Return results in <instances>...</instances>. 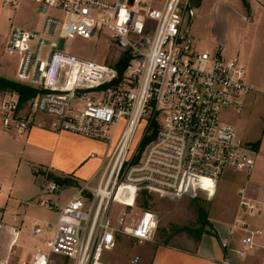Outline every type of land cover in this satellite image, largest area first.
<instances>
[{
  "label": "built area",
  "instance_id": "obj_1",
  "mask_svg": "<svg viewBox=\"0 0 264 264\" xmlns=\"http://www.w3.org/2000/svg\"><path fill=\"white\" fill-rule=\"evenodd\" d=\"M23 0H1L15 8ZM35 4L38 27L11 26L4 52L15 56L14 81L35 90L20 102L15 90H0V132L24 133L32 127L71 131L98 139L111 148L95 185L81 184L56 210L49 238L23 256L10 250L0 264H50L53 255L74 264H109L103 250L115 244V232L140 242L152 240L158 218L144 210L130 223L124 213L111 223V205L121 179L133 191L154 189L182 195L199 189L211 195L202 179L212 183L225 169L250 171L256 150L221 119L226 107L240 108L244 96L258 90L247 81L238 55L194 47L190 33L196 15L194 0H26ZM119 56L128 61L119 74L115 64L98 63L58 49L60 38L91 39L102 31ZM122 122L119 129L118 122ZM138 161L129 165L130 143L143 123ZM116 138V140H115ZM49 190L56 184L48 183ZM132 195V194H131ZM134 195V194H133ZM40 204H46L40 200ZM240 209L254 211L241 197ZM51 208V205H47ZM44 229L34 224L33 239ZM238 232L240 236H233ZM243 218L234 219L221 241L219 264H236L264 244ZM135 256L128 264H138Z\"/></svg>",
  "mask_w": 264,
  "mask_h": 264
},
{
  "label": "rangeland",
  "instance_id": "obj_2",
  "mask_svg": "<svg viewBox=\"0 0 264 264\" xmlns=\"http://www.w3.org/2000/svg\"><path fill=\"white\" fill-rule=\"evenodd\" d=\"M224 5V6H223ZM241 4L237 0H203L201 2L196 16L191 22L190 33L192 35L194 47L199 50H207L209 52L219 51L220 47L218 43H223L224 51L222 55L225 57H231L238 53V43L236 41V35L241 32L242 39L245 43L247 39L246 29H242V21L239 16ZM37 8H32L28 5L21 14H14L9 9H4L1 12L0 19V68L2 67L5 78L14 80L16 57L8 55L4 52L2 39L5 35H8L11 25H16L24 20V17L31 21H35ZM31 23V22H30ZM240 29V32H239ZM239 35V34H238ZM237 35V36H238ZM246 38V39H245ZM58 49L70 52L83 59L91 60L98 63H110L116 64L119 59V54L108 37V32L102 31L99 35L93 36L91 39L82 38H60L57 40ZM222 45V44H221ZM240 56L245 60V56ZM250 70L252 71L250 78L252 83L258 85V90H255L244 96L243 102L239 109L234 107H226L221 111V119L224 123L231 125L236 135L245 142H249L253 145L255 150L257 149V141H259L258 157H261V165L259 172L249 173L246 170H231L225 169L216 185L215 191L212 194V183L210 180L202 179V184L209 187L211 195L203 192L199 189H195L191 192L176 195L154 189L142 190L138 192L133 191V186L129 185L123 179L118 183V187L115 192V199L111 205V223L118 225V217L124 213V222L130 223L133 219H136L140 213L144 210H151L156 213L158 223L152 240L140 242L137 239L126 235L122 232H115L116 239L115 244L111 250H103L101 253V260L109 264H128L129 260L135 256L139 257L138 264H151L156 250L160 246H167L174 249L193 250L197 245V240L188 234L183 227L197 228L199 226L198 212L196 210V204L203 206L207 211V222L205 229L207 233L215 234L216 226H222V224H231L237 217L243 218L249 222L250 229L259 228L263 232L264 227V206H257L255 212H250L247 209H240L241 192L240 188L245 186L250 190H264V58L259 54L255 58L251 59ZM250 80V81H251ZM122 122H118L116 128L112 127V130H117L121 127ZM143 123L138 126V129L130 143V147L127 153V163L129 165L138 161L141 149L144 146L141 145V134ZM116 140V138H115ZM107 144V143H106ZM102 144L103 151L97 153L98 156H103L107 150V145ZM112 145L110 146L112 148ZM256 157V156H255ZM36 170L35 173L38 176V182L43 187L47 181L49 183L56 184V190H50V194L57 196L60 201L66 196H69L73 192L75 187L73 183L66 182L64 184H58L50 175L48 170ZM103 171V167L97 168L96 173L99 175ZM248 180L249 183H246ZM77 188V187H75ZM132 194V195H131ZM134 194V195H133ZM194 198L197 201L194 202ZM53 200V199H52ZM56 200V202L58 201ZM146 200V203H144ZM44 201V200H43ZM46 204L42 207L48 210V204L51 205L52 211H46V222L40 224L44 231L40 234V237L35 239H29V231L32 224L28 223L23 229L21 238H25L26 242L22 245L23 249L31 250L35 246H42L44 239L49 238L50 233L53 230L56 220L57 210L53 206V201L46 200ZM57 204V203H56ZM48 208V209H47ZM48 220V221H47ZM247 223V222H246ZM220 242L226 238V235L222 231H218ZM240 236V233L236 232L234 238ZM263 235H258L257 238H262ZM167 244L165 245V240ZM206 240V237H202V241ZM257 240V239H256ZM216 239H212L210 245L211 250L219 249V244ZM24 250L20 253L23 256ZM249 255H252L249 254ZM247 255V256H249ZM232 261L236 264H242L244 258L231 255ZM258 258L254 256L256 264H264V256ZM234 259V260H233ZM217 262V261H216ZM219 264V261L217 262ZM50 264H74V261L68 257L53 255ZM163 264H190L184 255L180 253H171L164 259Z\"/></svg>",
  "mask_w": 264,
  "mask_h": 264
},
{
  "label": "crops",
  "instance_id": "obj_3",
  "mask_svg": "<svg viewBox=\"0 0 264 264\" xmlns=\"http://www.w3.org/2000/svg\"><path fill=\"white\" fill-rule=\"evenodd\" d=\"M202 1L200 0L196 11H198ZM237 2L241 4L239 12L242 21L241 27L250 33H247V39L245 38L244 43L239 29V35L235 36L239 48L237 55L246 66L247 81L252 83L250 79L252 78L251 59L255 58L257 54L264 58V0H246L247 6L243 4L242 0H237ZM28 5H31L32 8L36 7L35 4L23 0L15 8H3L0 0V19L4 9H9L14 14H21ZM35 14V21H31L30 17H24L21 23L11 26H21L26 29L36 28L39 24V15L37 12ZM6 38L7 35L3 37V43ZM218 46L221 52L224 51L223 43H218ZM240 52L245 56V60L241 58ZM0 76H6L2 67L0 68ZM252 84L261 89L258 85ZM103 143L106 144L102 140L88 138L75 132L66 130L55 132L40 127H32L24 133L0 132V260L7 256L10 250L21 255L20 253L24 250L22 245L26 239L21 238L20 240V237L28 223L32 224L33 227L34 224L40 226L46 222L45 218H48L46 211L53 209L47 206L49 209L47 208L48 210L43 212L44 204H40V200H54L53 206L56 208L70 199L76 189L84 182L88 181L90 185L97 183L100 176V173L99 175L96 173L97 168L105 167L111 151V145L106 144L107 150L103 156H98L97 153L103 151L101 147ZM258 150L259 145L256 149L257 153ZM261 163V157H258L257 154L255 164L248 172L258 173ZM40 168L48 170L53 176L68 178L77 188L74 187L69 196L59 201L57 196L50 194L52 191L47 186L49 181L44 187L39 184L37 178L40 173L36 174L35 171L41 170ZM246 183H249L248 180ZM60 187L58 186V188ZM240 192L242 193L241 197H244L254 206L253 212L256 211L258 205L264 206V190L253 191L243 186L240 188ZM56 200L58 201L56 202ZM54 212L56 213V210ZM245 221L249 224L247 220ZM114 226L117 227V225ZM32 227L29 231V239H33L31 236ZM230 227V223L222 224V226H216L215 234H203L197 240V245L193 250L160 246L157 248L151 264H163L164 259L171 253L184 255L190 264H218L217 262L223 257L224 251L220 244L219 249L214 251L210 249V245L212 239L220 242L218 231L227 235ZM262 229L263 237L256 239L257 242L264 244V227ZM203 236L206 237L204 241H202ZM35 241L37 242V240ZM24 251L23 254L29 250L25 249ZM262 255L261 249L257 248L252 255L244 258L242 264H256L254 256L261 258Z\"/></svg>",
  "mask_w": 264,
  "mask_h": 264
},
{
  "label": "trees",
  "instance_id": "obj_4",
  "mask_svg": "<svg viewBox=\"0 0 264 264\" xmlns=\"http://www.w3.org/2000/svg\"><path fill=\"white\" fill-rule=\"evenodd\" d=\"M195 5L198 6L200 0H194ZM243 4L247 6L246 0H242ZM128 61V57L126 55H121L115 64V67L118 71L119 74L122 73V70L124 69L126 63ZM5 89H10V90H15L19 94V100L20 102H24L27 100L30 96L34 95L35 90L32 88H29L23 84H20L14 80L5 78L3 76H0V90H5ZM152 127V133L149 136H145L141 140V145L143 146L154 134L155 132V123L153 122L151 124ZM257 146L259 144V141L256 142ZM58 184H64L66 182H70L68 178H60L57 176H53L52 174L50 175ZM197 201V198H194V202ZM144 203H146V200H144ZM196 210L198 212V219H199V226L197 228H188V227H183L182 229H185V231L193 236L195 240H198L204 233L206 232V225L208 224L207 222V211L203 206H200L199 204H196ZM167 240H165V245L167 244Z\"/></svg>",
  "mask_w": 264,
  "mask_h": 264
},
{
  "label": "bare ground",
  "instance_id": "obj_5",
  "mask_svg": "<svg viewBox=\"0 0 264 264\" xmlns=\"http://www.w3.org/2000/svg\"><path fill=\"white\" fill-rule=\"evenodd\" d=\"M206 180H208V179H206Z\"/></svg>",
  "mask_w": 264,
  "mask_h": 264
}]
</instances>
